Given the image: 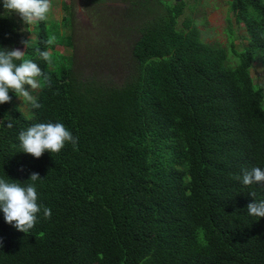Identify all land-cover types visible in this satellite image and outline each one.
Returning a JSON list of instances; mask_svg holds the SVG:
<instances>
[{
  "label": "trees",
  "instance_id": "1",
  "mask_svg": "<svg viewBox=\"0 0 264 264\" xmlns=\"http://www.w3.org/2000/svg\"><path fill=\"white\" fill-rule=\"evenodd\" d=\"M84 1L97 12L108 0ZM118 1L147 5L121 83L83 77L60 51L75 46L69 6L31 29L0 0V48L24 47L51 78H37L40 108L14 92L0 104V178L27 185L38 173L41 206L28 234L0 209V264H264V217L247 212L264 185L235 178L264 169V0H230L227 45L206 42L190 19L179 26L184 0ZM41 122L64 124L78 150L22 152L19 133Z\"/></svg>",
  "mask_w": 264,
  "mask_h": 264
},
{
  "label": "clouds",
  "instance_id": "2",
  "mask_svg": "<svg viewBox=\"0 0 264 264\" xmlns=\"http://www.w3.org/2000/svg\"><path fill=\"white\" fill-rule=\"evenodd\" d=\"M5 13L17 14L24 24L31 26L48 20L52 8L51 0H3ZM29 47V41H22ZM55 43L53 37L44 41L46 47ZM39 58L47 65L53 62L52 54L48 50H38ZM20 61V63H17ZM38 77H43V83L51 86V78L44 74L38 63L31 59H25V51L18 48L8 50L0 48V104L10 102L12 97L9 92H14L23 103H30L32 108L38 109L41 105L36 98L31 95L30 90L25 86H30L31 90H36L42 86ZM12 122L7 124L11 128ZM21 151L31 154L35 158H40L45 151L59 153L66 144L71 143L74 150H78V138L74 137L64 124L56 122H41L23 130L18 135ZM40 178L38 173L30 175L27 185L16 182H8L0 178V209L4 213L7 223L13 225L18 231L28 234L37 222L41 206L38 204V193L35 182ZM245 186L252 184L264 185V169L253 167L246 170L241 177ZM253 197L255 192H251ZM247 212L251 216L264 217V200L250 203ZM43 217L51 218V209L43 208ZM2 243V242H0Z\"/></svg>",
  "mask_w": 264,
  "mask_h": 264
},
{
  "label": "rangeland",
  "instance_id": "3",
  "mask_svg": "<svg viewBox=\"0 0 264 264\" xmlns=\"http://www.w3.org/2000/svg\"><path fill=\"white\" fill-rule=\"evenodd\" d=\"M184 1H186V9L179 19V26L184 25L185 19H190L201 30L202 37L206 42L227 45L228 17L235 18L234 13L230 11V0ZM51 2L52 8L48 16L50 20L62 21L67 13L66 6H69L74 12L75 46H58V48L67 55H75V67L79 73L85 78L95 75L103 80L121 83L126 71L123 65L129 59L128 53L132 42L128 35L138 24L145 21L147 5L127 9L129 6L121 1L108 0L96 12L92 11L89 6L87 7L84 0H51ZM148 6L154 9L155 3L152 2ZM125 13L137 17H128ZM110 23L113 27L109 26ZM116 23L124 36L122 39L113 34ZM30 28L33 29L34 25H31ZM30 37L35 38V35L31 34ZM16 48L24 51V47ZM261 73L262 65L259 63L252 71L256 81L259 80ZM25 87L30 90L31 95H34L39 89L31 90L28 85ZM18 101L23 103L19 97ZM21 105L25 107V103Z\"/></svg>",
  "mask_w": 264,
  "mask_h": 264
},
{
  "label": "water",
  "instance_id": "4",
  "mask_svg": "<svg viewBox=\"0 0 264 264\" xmlns=\"http://www.w3.org/2000/svg\"><path fill=\"white\" fill-rule=\"evenodd\" d=\"M175 1L180 2V1H182V0H175Z\"/></svg>",
  "mask_w": 264,
  "mask_h": 264
}]
</instances>
